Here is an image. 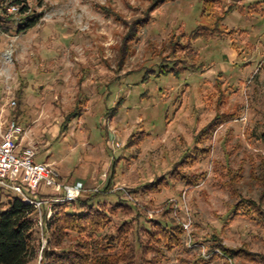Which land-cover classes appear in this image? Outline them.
I'll use <instances>...</instances> for the list:
<instances>
[{
  "label": "rangeland",
  "instance_id": "obj_1",
  "mask_svg": "<svg viewBox=\"0 0 264 264\" xmlns=\"http://www.w3.org/2000/svg\"><path fill=\"white\" fill-rule=\"evenodd\" d=\"M160 1L0 0V131L19 124L36 162L83 183L67 210L104 211L102 237L126 225L118 264H264V0H218L258 3L218 34L204 0ZM24 6L39 21L18 32ZM201 25L210 39L190 40ZM16 197L0 188V212Z\"/></svg>",
  "mask_w": 264,
  "mask_h": 264
},
{
  "label": "trees",
  "instance_id": "obj_2",
  "mask_svg": "<svg viewBox=\"0 0 264 264\" xmlns=\"http://www.w3.org/2000/svg\"><path fill=\"white\" fill-rule=\"evenodd\" d=\"M6 1H9L10 5L19 4V0ZM167 1L171 0L157 2L153 8H157L159 3ZM218 2V0H204L201 10V12L207 13V16L212 17L213 25L210 30L213 31V34L222 32L221 29L224 27L222 23L233 10L243 13L244 9H247L249 13H255L251 9L258 5V3H252L248 7L229 5L221 14L216 15V12H213L215 8L213 5ZM27 12L28 9L25 6L18 10L19 15L25 16L18 22L16 27L18 32L33 28L39 21L38 16L29 14L26 16ZM206 30L208 28H204L202 25L198 26L196 30L191 32L190 40L210 39L212 32L210 31L211 33L206 34ZM164 73H169V71L165 70ZM217 122L218 119H214L208 124L205 130L200 132L201 136L206 131L209 132L210 127L214 128L215 125H218ZM259 140L264 144V130L259 135ZM77 202L78 200L72 203L71 207H74ZM79 204L77 211H68L69 204H65L62 207H57L49 219H46L45 214L41 216V233L47 238L46 247L41 251L39 263L118 264V262H122L123 258L120 257L117 249L124 240L123 235L126 233V225L123 224L119 228L116 236L102 237L99 231L104 229L109 223L108 215L99 208L94 207L93 204L89 205L87 201L79 202ZM7 206L6 211L0 212V264H32L38 257L35 232L37 221L34 219L37 212L32 205L24 203L17 197L8 200ZM155 230L157 240L163 238L168 245L170 243L176 244L179 241L180 228L176 231L174 228L164 227L156 223ZM70 233L86 236L87 240L77 243L73 248L53 250V247H59L63 244ZM226 253L228 252L226 251Z\"/></svg>",
  "mask_w": 264,
  "mask_h": 264
},
{
  "label": "built area",
  "instance_id": "obj_3",
  "mask_svg": "<svg viewBox=\"0 0 264 264\" xmlns=\"http://www.w3.org/2000/svg\"><path fill=\"white\" fill-rule=\"evenodd\" d=\"M24 136V130L14 121L0 131V188L13 192L24 203L32 205L39 218L45 214L48 219L52 207L71 205L86 189L80 181L72 184L62 182L49 163L36 162V151L23 142ZM42 188H50L55 194L39 198ZM43 206L46 207L44 212Z\"/></svg>",
  "mask_w": 264,
  "mask_h": 264
}]
</instances>
